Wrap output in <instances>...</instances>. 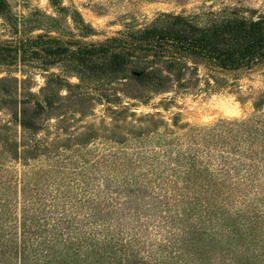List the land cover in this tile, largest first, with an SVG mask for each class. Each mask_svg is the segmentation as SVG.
Instances as JSON below:
<instances>
[{"label": "trees", "instance_id": "trees-1", "mask_svg": "<svg viewBox=\"0 0 264 264\" xmlns=\"http://www.w3.org/2000/svg\"><path fill=\"white\" fill-rule=\"evenodd\" d=\"M0 66L29 67L21 80L11 72L0 77V112L7 119L0 117V184L23 185L18 205L10 203L12 188H2L0 264H144L147 256L151 264H201L208 261L195 246L205 240L221 248L217 264H233L225 244L247 240L259 248L255 264H264V185L257 182L264 179V130L249 134L239 125L243 121L229 122L218 134L234 141L221 146L234 152L216 156L220 168L214 171L208 139L216 133L194 139L195 149L174 145L177 152L168 154L179 117L169 124L159 112L137 116L133 111L151 106L155 96L187 89L190 81L181 79L188 67L196 74L202 69L206 81L219 85L264 69V19H226L202 27L181 16H162L103 41L49 33L0 39ZM29 69H39L45 80L38 91L26 86L35 75ZM171 103L173 97L157 105ZM262 105L264 98L254 102L256 112ZM100 106L103 134L92 121L71 130L73 124L94 121ZM152 136L165 138L163 158L153 152L110 154V160L97 161L89 156L101 139L140 145ZM46 161L50 169L23 176L9 167L35 169ZM136 163L147 170L137 174ZM246 168L240 181L260 184V190L231 211L236 196L245 199L249 192L215 177L241 175ZM109 170L111 177L105 175ZM119 172H125L121 179ZM149 225L165 231L163 243L147 242Z\"/></svg>", "mask_w": 264, "mask_h": 264}, {"label": "rangeland", "instance_id": "rangeland-1", "mask_svg": "<svg viewBox=\"0 0 264 264\" xmlns=\"http://www.w3.org/2000/svg\"><path fill=\"white\" fill-rule=\"evenodd\" d=\"M0 6V39L2 40L19 39L24 36L35 37L49 33L52 36L83 38L87 41H103L129 29L144 28L162 16H181L202 27L226 19H245L249 21L264 19V0H0ZM28 68L20 66L17 69L19 71H13L16 69L10 70L0 66V77H4L11 72L12 77H18L21 80L23 79L21 71L25 70L27 72ZM29 70L34 72L35 75L33 79L32 73V82L27 80L26 86L32 88L33 91H38L44 85L45 80L39 69ZM52 71L58 72L59 69L54 67ZM205 79L206 76L202 69L196 74L188 67L185 69L181 79L185 83L190 81L191 84L187 85V89L181 87L177 88V94L172 92L155 96L151 106H139L134 108L133 111L137 113V116L159 112L169 124H171V119L175 115L179 117L178 124L181 127L179 126L180 128L175 131L174 135L172 134L171 139L174 140V143L167 150L168 154H171L169 151H172V149L174 153L177 152L174 145H183L181 149L187 151V148H190L189 146L192 144L194 145L192 148L195 149L198 147L199 141L195 142L193 141L194 139L202 140L206 134L216 133L213 134V139H208L209 142H212L208 147H210L211 154L214 156L212 157L214 159L211 169L215 171L220 168L215 157H219V154L223 152H234L230 145H225L226 148H222L223 143L233 144L234 141H230V139L224 140V136H219L218 134L229 122L237 120L239 124L243 121L246 124L239 125L241 129L246 130V132L249 131L247 132L249 134L264 130V105L258 112H256L254 107L255 101L264 98V69L240 80L229 81L227 84L222 85L216 84L211 79L208 81ZM71 81L77 82L75 78H72ZM172 97L174 98V103L163 107L157 105L162 99ZM155 104L156 108H154ZM102 109L101 106L96 109L97 118L94 121L87 119L78 125L73 124L72 127L70 126L71 130H74L75 126H82L92 121L90 123H94L98 128H101L100 132L103 134L104 129L101 124V118L104 111ZM0 117L2 120H7L3 112H0ZM164 141L165 138L163 137L159 139L158 136H152L147 141L141 142L140 145L128 142L124 145L116 146L101 139L90 147L89 156L95 161H97V158L104 157H107L105 160H110V154H118V156L123 157L124 155L135 156L137 153L149 154L153 152L162 156L164 154L163 150L161 151V145ZM218 142H221V144ZM235 154L237 155V153ZM137 160L135 158L136 162ZM156 163L153 164L152 168L158 166ZM251 163V160L246 161L248 166ZM50 165L52 163L48 164V161H46L43 164H35L33 166L35 169L25 170L19 164H10L9 167L14 169L10 171H13L15 175L23 176L27 170L38 172L47 169V167L50 169ZM166 166L169 167V165ZM135 168L137 169L134 172L138 174V172L147 170L148 166L146 164L138 166V163H136ZM247 168L241 169V175L231 173L229 177H215L217 182H225L229 186L231 184H239V188L242 191L245 189L249 192V196H244L245 199H242L243 197L237 198L236 196L235 206L231 207V211L242 209L245 206L243 202H249V199L254 197L255 192L260 190V184L255 183L247 186L240 181L241 179L239 178L246 175L247 171H249ZM261 168L264 169V164H261ZM124 174L125 172H119L117 174L118 178L121 179ZM105 175L111 177L114 175V171H105ZM257 182L261 183V186L264 185L262 177L258 178ZM6 187L13 190V201H10V203L15 205L17 202L18 205L21 197L20 190L23 185L16 187L15 184H0V199H3L2 188ZM153 191L159 192L155 188ZM257 204L261 206L259 202ZM202 216L207 217L204 214ZM214 219V233H218L221 230L218 229V220ZM148 228L149 239L147 242L151 240L152 243H163L165 231L160 230L157 233L152 225H149ZM205 241H196L197 245L195 246L199 247V252L204 253L203 261H208L201 264H217L223 258V254H220L221 248L217 245H209ZM216 243L214 242V244ZM241 243L238 246L237 244L228 245V243L224 245L227 262H229V259H233V264H255L254 254L259 251L257 244L252 241L248 242V240ZM141 252L145 258L147 252L145 250ZM205 252H209V254ZM147 260L144 264H151L148 256Z\"/></svg>", "mask_w": 264, "mask_h": 264}]
</instances>
